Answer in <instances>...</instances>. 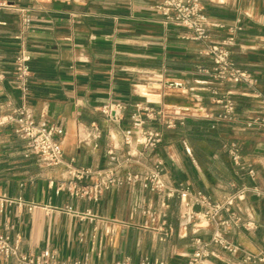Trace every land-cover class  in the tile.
Masks as SVG:
<instances>
[{"label":"crops","instance_id":"0c3cea01","mask_svg":"<svg viewBox=\"0 0 264 264\" xmlns=\"http://www.w3.org/2000/svg\"><path fill=\"white\" fill-rule=\"evenodd\" d=\"M8 1L0 8V111L25 105L36 119L56 124L67 161L106 166L110 144L118 147L122 158V131L131 125L136 103L144 116V109H165L169 103L199 104V114H188L175 128L147 120V125L161 129L163 139L139 160L160 161L168 184L199 190L216 200L231 191V183L264 186V123L257 120L264 117L260 99L248 86L218 84L199 71L212 67L201 53L204 45L186 28L166 25L151 8L155 0ZM203 3L210 19L223 25L213 29L215 40L230 35V27H242L235 33L232 58L258 77V90L264 94V0ZM22 48L30 56L26 93L14 85L15 57ZM213 87L232 92L236 111L231 120L214 118L221 107L212 101ZM166 97L179 99L167 102ZM109 102L127 106L119 124L101 111ZM94 125L100 137L80 143L78 128L94 133ZM231 143L239 145L240 166L226 148ZM251 169L257 171L255 180ZM66 178L63 164L47 166L34 155L26 156L25 143L12 127L0 128V232L18 240L26 253L50 250L67 262L113 264L128 258L138 263L149 257L168 264L187 263L196 234L179 216V197L164 199L137 183L114 186L93 200L58 190ZM237 208L254 227L232 224L225 236L242 249L257 252L264 246V196L249 192ZM147 211L163 216L152 222ZM211 232L208 226L197 234L209 239ZM214 249L219 256H212L208 264H243L240 256ZM0 264L15 262L0 255Z\"/></svg>","mask_w":264,"mask_h":264},{"label":"built area","instance_id":"2783aa9c","mask_svg":"<svg viewBox=\"0 0 264 264\" xmlns=\"http://www.w3.org/2000/svg\"><path fill=\"white\" fill-rule=\"evenodd\" d=\"M8 0H0V8L7 7ZM151 8L164 17L166 25L184 27L191 33V37L204 46L201 53L207 56L212 67H200L199 71L209 75L218 84H243L252 89L253 96L260 99L264 109V94L258 90L259 79L253 73L239 67L232 58L231 47L236 42L235 33L242 27L236 25L230 27V35L222 40L213 38V29L223 25L213 21L205 13L203 0H155ZM31 19L26 16L24 22L30 24ZM30 56L25 48H22L15 57L14 85L17 89L26 93L28 91L31 68ZM214 104L219 105L220 112L214 117L216 121H229L236 111V102L232 92H221L217 87L211 90ZM201 109L199 104H194ZM126 105L121 102H109L101 107L105 117L119 124L123 118ZM142 107L136 103L131 112V125L122 131L125 154L121 158L116 149L110 144L107 150L108 163L103 167L77 166L73 161H67L64 149L58 139L59 127L49 123L46 119H36L33 111L25 106H10L0 111V128L11 126L14 133L25 143V155H34L41 163L47 166L63 164L66 168L67 178L59 186L58 190L67 189L72 196L97 200L107 190L117 185H135L139 183L144 189H149L164 199L179 197L181 219L190 223L196 234L193 239V252L186 264H208L210 258L218 257L219 253L214 247L229 252L232 256H240L243 264H264V246L257 252L242 249L232 243L225 236V231L230 225H241L247 229L254 227L250 220L244 221L237 208L238 203L246 199L249 192L261 197L264 196V186L238 187L230 184L231 191L223 199L216 200L210 195L191 190L188 187L168 184L163 177L162 163L156 161L149 163L139 160V155L156 147L163 139L161 129L147 125V120L158 121L168 128H175L179 123L183 124L188 114H199V111H182L172 109L147 108L146 115L142 114ZM264 123V117L257 118ZM250 124V123H249ZM251 125V124H250ZM95 132L78 128V141L88 143L92 138H99L98 127L94 125ZM139 146H142L140 148ZM228 153L236 166L243 163V157L237 143L226 145ZM131 165H137V169H127ZM139 165V169H138ZM249 175L257 178V171L251 169ZM6 202L10 201L4 198ZM4 204L2 203V206ZM164 205H166L164 203ZM35 204L31 203L32 210ZM149 213L150 221L161 218L163 213ZM210 226L212 232L209 239L202 238L199 230ZM0 255L11 258L15 264H85L76 260L67 262L58 259L55 252L45 250L40 254L26 253L21 249L18 240H12L11 236L0 232ZM113 264H168L165 260L149 257L143 258L138 263H132L128 258L116 261Z\"/></svg>","mask_w":264,"mask_h":264},{"label":"water","instance_id":"95a60500","mask_svg":"<svg viewBox=\"0 0 264 264\" xmlns=\"http://www.w3.org/2000/svg\"><path fill=\"white\" fill-rule=\"evenodd\" d=\"M179 98L177 97H166L167 102L171 101V100H178ZM165 109H178V110H182V111H199L200 109L198 107H196L195 105H191V104H165L164 105Z\"/></svg>","mask_w":264,"mask_h":264}]
</instances>
